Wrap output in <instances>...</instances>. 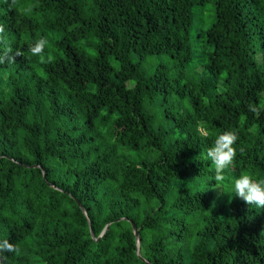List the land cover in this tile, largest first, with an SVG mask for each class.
Returning <instances> with one entry per match:
<instances>
[{"label":"trees","instance_id":"1","mask_svg":"<svg viewBox=\"0 0 264 264\" xmlns=\"http://www.w3.org/2000/svg\"><path fill=\"white\" fill-rule=\"evenodd\" d=\"M0 24L25 53L0 65V241L21 248L6 264H145L131 222L151 264H264V209L229 182L264 179V0H0ZM161 56L172 77L144 69ZM226 130L238 154L218 188L206 153Z\"/></svg>","mask_w":264,"mask_h":264},{"label":"clouds","instance_id":"2","mask_svg":"<svg viewBox=\"0 0 264 264\" xmlns=\"http://www.w3.org/2000/svg\"><path fill=\"white\" fill-rule=\"evenodd\" d=\"M15 3L16 0H12V6ZM4 32L5 28L3 24H0V45H3V50L0 51V65L5 63L10 65L16 63L17 57L24 56L25 53L19 48L13 50L8 45ZM48 46L49 41L47 37H41L29 46L28 52L32 56L43 58ZM247 107L249 112L257 113L259 111L256 104H248ZM198 130L202 133L203 138L209 136V131L205 128L199 127ZM238 140L239 135L237 131L226 130L216 135L212 146L207 150L206 156L214 168V180L218 188H221L226 181H229L226 173L235 164L238 154L236 147ZM240 152H243L242 148ZM229 182L235 197L240 198L249 206L264 209V179H258L249 172H242L238 177L232 178ZM6 254L19 256L21 248L18 244H13L7 239L0 241V264H6L9 259Z\"/></svg>","mask_w":264,"mask_h":264},{"label":"rangeland","instance_id":"3","mask_svg":"<svg viewBox=\"0 0 264 264\" xmlns=\"http://www.w3.org/2000/svg\"><path fill=\"white\" fill-rule=\"evenodd\" d=\"M213 18V12L211 5L199 6L195 8L194 16V26L192 29V50L194 55V60L192 64L188 67L187 70L182 71L185 76H193L196 74L195 69L203 68V59H204V42L203 38L198 36L197 32L205 30ZM111 64L114 67H117V62L113 59L110 60ZM163 64L169 71H171L172 64L166 56L161 57H152L143 67L147 72H151L152 68L156 65ZM169 75L172 77L174 72L171 71ZM177 73V72H176Z\"/></svg>","mask_w":264,"mask_h":264},{"label":"water","instance_id":"4","mask_svg":"<svg viewBox=\"0 0 264 264\" xmlns=\"http://www.w3.org/2000/svg\"><path fill=\"white\" fill-rule=\"evenodd\" d=\"M77 205L80 207V209L83 211L84 215L86 216V213H85L83 207L80 205L79 202H77ZM109 225H110V223H109L108 225H106V227L104 228V230H103V232L101 233V235L99 236V238H101V237L105 234V232H106L107 228L109 227ZM89 228H90V223H89ZM131 228H132V232H133V234H134V236H135V238H136V244H137V250H136V253H137V256H138V257L141 259V261H143L145 264H151V263H149L148 261H146L145 259H143V258L140 256V251H139V245H140L139 243H140V242H139L138 230L136 229L135 225H134L132 222H131ZM90 234H91V238L94 239V234H93L91 228H90ZM99 238L95 239V241H97Z\"/></svg>","mask_w":264,"mask_h":264}]
</instances>
